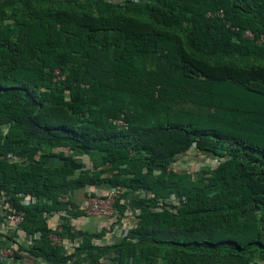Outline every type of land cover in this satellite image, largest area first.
Here are the masks:
<instances>
[{
    "label": "trees",
    "instance_id": "obj_1",
    "mask_svg": "<svg viewBox=\"0 0 264 264\" xmlns=\"http://www.w3.org/2000/svg\"><path fill=\"white\" fill-rule=\"evenodd\" d=\"M95 185L136 210L130 240L74 227ZM0 190L23 263L264 264V0L1 2Z\"/></svg>",
    "mask_w": 264,
    "mask_h": 264
},
{
    "label": "built area",
    "instance_id": "obj_2",
    "mask_svg": "<svg viewBox=\"0 0 264 264\" xmlns=\"http://www.w3.org/2000/svg\"><path fill=\"white\" fill-rule=\"evenodd\" d=\"M10 1V0H0L1 2ZM110 4H121L123 2H149L150 0H105ZM221 16L222 13L220 12ZM245 36L252 38V34L249 31L244 33ZM110 121L117 125L126 128L127 124L123 121V115H121L118 119H114ZM182 165L188 167V163H183L177 161L174 163L175 168H180ZM120 193V189L116 187L108 188L107 192L103 195L95 194L89 192L86 198L83 201L76 203L75 208H71L70 205L67 206V209L78 210L82 214V216L99 219L97 230L94 232H98L102 230L105 234L100 238V244L102 245H111L113 243H119L121 241L130 240V230L132 228V222L130 220L127 221V218L124 216H120L117 212L114 204L115 200L118 198ZM138 197L141 199L144 197L143 193H139ZM59 200L67 202V197H58ZM10 196L3 190H0V217L6 222L10 228V236L11 238H15L13 235L17 227L23 222L24 219V211L15 210L12 204L9 202ZM168 202L175 203L176 198L174 196H170L167 198ZM30 199L24 198L21 199V205L29 204ZM123 207V213L125 216H132L133 213H136V210L130 209V205L126 203ZM124 209L126 212H124ZM61 223H58L54 228V232L49 235L50 242L53 246H59L63 249L64 253L67 254L69 251L73 250V248L77 245L79 240H74L71 242L70 240L61 238L59 232L61 231ZM9 232V231H8ZM36 238V236H35ZM12 243V244H11ZM16 245L13 242V239L10 240L8 246H5L0 250V264H23L22 261L17 260L15 258V250ZM81 264H86L82 262ZM96 264H102V262H97ZM109 264H113L110 262ZM262 264V263H257Z\"/></svg>",
    "mask_w": 264,
    "mask_h": 264
},
{
    "label": "crops",
    "instance_id": "obj_3",
    "mask_svg": "<svg viewBox=\"0 0 264 264\" xmlns=\"http://www.w3.org/2000/svg\"><path fill=\"white\" fill-rule=\"evenodd\" d=\"M54 160H50L49 164H54ZM99 163V158L97 154H93V156L90 159H87V157H77L75 159V164H74V170L75 173L77 174L80 170L84 168H91L92 166H95ZM107 187L104 185H95V186H90V188H82L78 190H74L70 192V198L73 199L75 202L78 203L80 201H83L86 196L91 193L103 195L107 192ZM124 212L125 209H124ZM131 216H125L124 218H127V221L130 220ZM64 212H52L51 215L47 219V224L51 229H54L58 223H62L64 221ZM100 222L99 219L95 218H89L85 216H77L73 220L74 227L76 229H81V230H87L89 232H94L97 230L98 223ZM9 231V232H8ZM15 235V238H11L10 236V228L6 222L3 221V219L0 217V250H2L3 247L8 246L10 243V240L13 239L17 241L18 243L25 244L26 240L25 238L20 237L19 232H16L13 234ZM12 244V243H11ZM23 264H45L42 261L38 262H29L26 261Z\"/></svg>",
    "mask_w": 264,
    "mask_h": 264
},
{
    "label": "rangeland",
    "instance_id": "obj_4",
    "mask_svg": "<svg viewBox=\"0 0 264 264\" xmlns=\"http://www.w3.org/2000/svg\"><path fill=\"white\" fill-rule=\"evenodd\" d=\"M88 159V158H87ZM203 160H200V162H202ZM185 164V163H184ZM185 166V165H184ZM187 168H190V163L188 164V167Z\"/></svg>",
    "mask_w": 264,
    "mask_h": 264
}]
</instances>
